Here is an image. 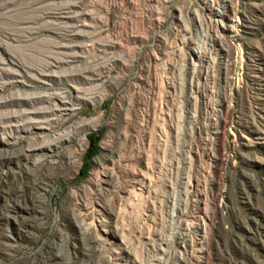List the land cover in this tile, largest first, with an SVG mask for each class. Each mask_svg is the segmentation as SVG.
Masks as SVG:
<instances>
[{"label":"rangeland","instance_id":"1","mask_svg":"<svg viewBox=\"0 0 264 264\" xmlns=\"http://www.w3.org/2000/svg\"><path fill=\"white\" fill-rule=\"evenodd\" d=\"M199 17L211 52L194 108ZM163 103L180 111L178 176L167 148L162 184L140 203ZM134 260L264 264V0H0V264Z\"/></svg>","mask_w":264,"mask_h":264},{"label":"bare ground","instance_id":"2","mask_svg":"<svg viewBox=\"0 0 264 264\" xmlns=\"http://www.w3.org/2000/svg\"><path fill=\"white\" fill-rule=\"evenodd\" d=\"M204 23H205V19L202 18V17H199V27H198L199 30L197 32L198 33L197 39H194V41H195L194 47L190 49V53H189L188 59H187L189 65H190L189 68H188V70L191 71V76H190V79L188 80V86H189L188 101L191 102V104H192V106L194 108H196V104L198 103V97H194L195 96L194 94L196 92H198L197 91L198 89L196 90V85L199 87V85L196 84V80H198L197 69L200 68V67H204L205 64H208L207 63V60H209L208 56L210 55V52H211V49L209 48L210 46L206 42H204V38L205 37H204V35H202V32H204L203 31V28H202L203 25H205ZM232 26H235V25H232ZM218 27L221 30H225L227 28L220 21L218 23ZM218 36H219V34H218ZM185 67H187V65H185ZM209 69H210L209 68V65H207V67L205 69L206 75H205V78H204V81L206 83H207L208 73L210 71ZM223 95H224V93H223ZM218 105L220 106L221 103L218 104ZM164 108H165V105L163 103L162 104V107H161V111H160L161 112L160 113V116H161L160 117V137H158V140H157V148H158L157 149V153H158L157 157L158 158L156 157V159H158V160H157V168H156V171H155V173L153 172L154 177H151V176L148 175L149 173H146L147 170H148V172L151 171L150 167L148 166L146 172L144 174L142 173V175H141L144 180L142 179L143 180V183L140 185V188L137 190L139 193H136V192H133L132 193L133 194L132 197H134L133 199L134 200H137L140 203L141 202H145V200H144V199H146L145 195L148 194V193H150L149 192V191H151L150 189H154L153 191H155V189H157L159 187V185L162 184L161 183L162 177H163L162 176V170H163L162 164L168 161V160H166V157L168 158V156L166 155V150H168L167 148H169V150L171 148V152H172V154H170L171 157H169L170 158V164H172L171 165L172 168H171V172H170L171 173V179L172 180H176V178L178 176L179 162H178V160L176 158V155L178 153L177 152V146H178V142H179L180 135H181V131H182V126H181V123H180V111L178 109L177 112H176V114L174 115L172 113V111L170 110L169 113L166 114L165 111H164ZM194 113H195V111H194ZM192 114H193V112H192ZM192 114L190 113V115L193 117ZM190 151H191V147L187 144V147H186V150H185L184 153H185V156L187 157V159H189V161H190V157H191L190 156ZM119 167H120V165L114 162L113 165H112V168H111V172H109V173H103L100 170H96L94 172L93 176H92V179H91V187H95V186L100 187L101 184H103V182L106 181L107 178H112L113 176L116 175V173L119 170ZM170 184L173 187L175 186L174 183H172V182ZM151 187H153V188H151ZM118 198H119V194L115 195L114 201L115 200L118 201ZM117 201L115 203H117ZM148 203H149V201H148ZM149 205H151V208H152L153 211L156 210V206H157V203L156 202L155 203L152 202ZM92 213H91L92 214L91 227H94L97 231H101L104 228L103 221L101 220L104 217V212L102 210H99V209H96L95 208V209H93V212ZM173 213H174V211H173ZM187 226H188V224H187ZM189 227H190V225L188 226V228ZM204 227L205 226L199 228V232L202 233V234H205ZM106 233H107V231H106ZM159 239H158V241H159ZM120 242L122 243V247H123L122 250H123V252L124 251L126 253L129 252V246H128L127 242H126V238L123 237V236H121ZM182 243H184V242H182ZM196 246L198 248L197 252L199 254H202L203 247H202L201 243L200 242L199 243H196ZM182 247L185 250V253H188L189 252V251L188 252L186 251L185 245L182 246ZM154 250H155V248H154ZM133 262H134L133 264H137V261L136 260H134ZM140 262H141V260H140Z\"/></svg>","mask_w":264,"mask_h":264},{"label":"trees","instance_id":"3","mask_svg":"<svg viewBox=\"0 0 264 264\" xmlns=\"http://www.w3.org/2000/svg\"><path fill=\"white\" fill-rule=\"evenodd\" d=\"M101 135H102V133H100V134H98V135H93V136H94V139H95L96 141H98ZM94 151H95V148H94L93 150H91V151L87 154V156H86V157H87V160H89V159L92 157V155L94 154ZM85 170H86V169H85ZM81 175L84 176V175H85V172H84V173H81Z\"/></svg>","mask_w":264,"mask_h":264},{"label":"built area","instance_id":"4","mask_svg":"<svg viewBox=\"0 0 264 264\" xmlns=\"http://www.w3.org/2000/svg\"><path fill=\"white\" fill-rule=\"evenodd\" d=\"M206 34H207V32H206ZM208 35V34H207ZM243 60H242V55H241V82H242V74H243ZM188 64V66H190L189 65V63H187ZM226 63L224 62V65H225ZM187 68H189V67H187ZM208 79V78H207ZM224 79H225V77H224ZM223 80V79H222ZM220 92H221V90H220ZM216 111V110H215Z\"/></svg>","mask_w":264,"mask_h":264}]
</instances>
